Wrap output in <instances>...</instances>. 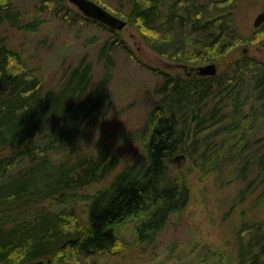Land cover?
Returning <instances> with one entry per match:
<instances>
[{
    "label": "trees",
    "instance_id": "1",
    "mask_svg": "<svg viewBox=\"0 0 264 264\" xmlns=\"http://www.w3.org/2000/svg\"><path fill=\"white\" fill-rule=\"evenodd\" d=\"M93 1L135 28L156 54L178 64L216 63L217 74L156 71L163 83L138 131L143 151L120 169L112 149L79 145L83 130L112 99L115 51L137 59L122 35L107 29L111 36L99 51L104 68L99 83L83 56L53 87L1 39L0 264H95L96 256L117 248L128 224L138 244L155 242L171 218L187 209L194 170L217 175L227 188L244 185L228 211L245 209L235 227L236 259L264 264V59L249 49H264V23L254 37H243L235 24L240 0ZM70 6L66 0H37L34 7L71 26L106 28ZM27 19L15 0H0V27L38 33L42 20ZM254 133L260 137L252 139ZM185 158L190 168L172 173L171 161ZM111 176L87 196L84 210L72 207L80 191ZM219 255V264H230L224 251Z\"/></svg>",
    "mask_w": 264,
    "mask_h": 264
},
{
    "label": "rangeland",
    "instance_id": "2",
    "mask_svg": "<svg viewBox=\"0 0 264 264\" xmlns=\"http://www.w3.org/2000/svg\"><path fill=\"white\" fill-rule=\"evenodd\" d=\"M15 2L28 14V21L37 17L42 20L40 31L27 33L0 27V40L5 39L9 46L19 51L47 87L58 84L70 66L77 64L83 56L93 64L94 83L100 82L104 68L99 51L111 36L110 28L84 22L71 26L56 14L38 13L34 7L37 0ZM263 11L264 0H240L235 24L243 37H254L257 30L254 21ZM118 33L137 59L122 49L115 51L116 68L109 87L112 99L83 130L79 147L83 150L112 149L120 158L121 169L134 163L143 151V143L137 138L138 131L145 125L154 103L160 99L159 89L163 83V76L156 71L190 77L196 74L192 69L205 64H178L156 54L129 25ZM242 47L243 50L247 48L246 45ZM249 49L251 55L264 59V49L256 45H249ZM221 69L224 73L227 71L226 66ZM257 134L254 133L252 139L260 137H256ZM190 165L187 158L175 159L171 161L172 173L178 169L187 170ZM113 176L98 186L80 191L72 207L77 211L84 210L87 196L108 184ZM189 176L192 198L187 209L171 218L155 242L138 244L134 228L128 224L121 229L117 248L96 256L95 264H219L221 251L229 257L230 264H238V230L235 227L240 224L245 209L236 206L233 212L228 214V211L244 185L236 183L227 188L217 175L203 177L198 170L190 172ZM255 210L251 209L249 214H254Z\"/></svg>",
    "mask_w": 264,
    "mask_h": 264
},
{
    "label": "water",
    "instance_id": "3",
    "mask_svg": "<svg viewBox=\"0 0 264 264\" xmlns=\"http://www.w3.org/2000/svg\"><path fill=\"white\" fill-rule=\"evenodd\" d=\"M75 7L83 16L88 19L94 20L98 23L105 25L114 31L123 30L127 22L114 15L112 12L108 11L105 7L93 0H66ZM264 23V11L258 14L254 21V26L256 28L260 27ZM200 76H215L218 71L216 63H208L202 66H198L191 70ZM189 73H191L189 71Z\"/></svg>",
    "mask_w": 264,
    "mask_h": 264
},
{
    "label": "clouds",
    "instance_id": "4",
    "mask_svg": "<svg viewBox=\"0 0 264 264\" xmlns=\"http://www.w3.org/2000/svg\"><path fill=\"white\" fill-rule=\"evenodd\" d=\"M31 243H32V241H31V240H29V241H28V245L30 246V245H31ZM27 250H28V247H27V246H25V248H24V251L21 253V255H24V254H26Z\"/></svg>",
    "mask_w": 264,
    "mask_h": 264
}]
</instances>
